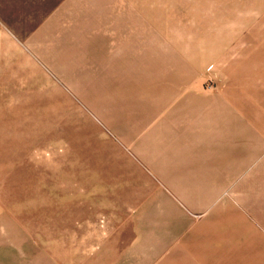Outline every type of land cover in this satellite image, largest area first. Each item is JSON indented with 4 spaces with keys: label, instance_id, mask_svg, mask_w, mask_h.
<instances>
[{
    "label": "rangeland",
    "instance_id": "obj_1",
    "mask_svg": "<svg viewBox=\"0 0 264 264\" xmlns=\"http://www.w3.org/2000/svg\"><path fill=\"white\" fill-rule=\"evenodd\" d=\"M246 193L264 0H0V264L156 259Z\"/></svg>",
    "mask_w": 264,
    "mask_h": 264
},
{
    "label": "crops",
    "instance_id": "obj_2",
    "mask_svg": "<svg viewBox=\"0 0 264 264\" xmlns=\"http://www.w3.org/2000/svg\"><path fill=\"white\" fill-rule=\"evenodd\" d=\"M180 206L184 224L176 246L166 256L134 264H264V209L250 208L247 193L239 204L208 198L200 210L187 202ZM193 214L201 219L194 222Z\"/></svg>",
    "mask_w": 264,
    "mask_h": 264
}]
</instances>
